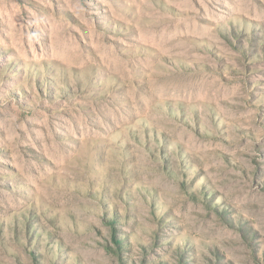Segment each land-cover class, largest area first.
<instances>
[{"label":"rangeland","instance_id":"obj_1","mask_svg":"<svg viewBox=\"0 0 264 264\" xmlns=\"http://www.w3.org/2000/svg\"><path fill=\"white\" fill-rule=\"evenodd\" d=\"M0 264H264V0H0Z\"/></svg>","mask_w":264,"mask_h":264}]
</instances>
